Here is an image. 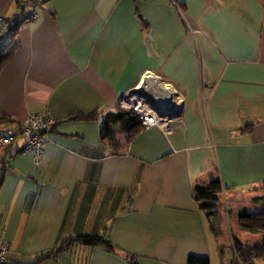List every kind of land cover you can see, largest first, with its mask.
<instances>
[{"label": "crops", "instance_id": "0c3cea01", "mask_svg": "<svg viewBox=\"0 0 264 264\" xmlns=\"http://www.w3.org/2000/svg\"><path fill=\"white\" fill-rule=\"evenodd\" d=\"M19 1L0 0V14L17 19ZM12 43L0 124L16 129L43 111L55 123L38 163L20 151V136L0 149L7 264H236L233 237L261 241L264 0H42ZM148 72L177 91L179 116L165 129L140 127L127 139L118 127L115 144L101 140L102 117ZM92 111V120L66 118ZM213 168L222 190L206 219L193 188ZM94 234L133 263L76 243L45 255Z\"/></svg>", "mask_w": 264, "mask_h": 264}, {"label": "trees", "instance_id": "16d2710c", "mask_svg": "<svg viewBox=\"0 0 264 264\" xmlns=\"http://www.w3.org/2000/svg\"><path fill=\"white\" fill-rule=\"evenodd\" d=\"M22 18L23 12L19 14L17 19H14L12 21L9 20L8 38L10 44H12V47L9 51L3 52L2 45L0 44V71L3 66L12 58L13 51L17 47L12 43V41L15 33L19 28L21 20H23ZM96 115L97 111H92L86 114L75 112L69 114L66 118L76 120H92L95 119ZM5 120L6 119L1 118L0 123ZM118 127L126 134L127 139H129L137 133L141 125L137 115L133 111L117 107L116 111L108 112L102 117V124L100 128L101 140L115 144V133ZM213 169L214 171L212 172L211 179L208 182L198 183L193 188L194 199L196 200L199 209L201 210V212H203L206 219H210L217 214V194L222 189L219 177L216 172V168ZM211 230L214 231V226L211 227ZM75 243L88 246H97L110 253L120 252L123 257L131 263H133V261L135 260L134 256L118 250V248H116L108 238L100 236L99 234L69 237L64 242L59 243L53 249H50L47 253H45V255L54 254L55 252L63 250L64 248L69 247ZM233 243L235 253L237 255L235 257V263L237 261V257H239L246 264H251L249 262L251 258L264 256V237H262L261 241L252 244H243L237 238L233 237ZM187 263L209 264V259L202 256H189L187 259Z\"/></svg>", "mask_w": 264, "mask_h": 264}, {"label": "built area", "instance_id": "2783aa9c", "mask_svg": "<svg viewBox=\"0 0 264 264\" xmlns=\"http://www.w3.org/2000/svg\"><path fill=\"white\" fill-rule=\"evenodd\" d=\"M39 2H41V0H20L18 2V6L23 9L24 21H29L36 17V8ZM174 5L179 9L177 3H174ZM26 7H28V9L24 12ZM8 29L9 24L7 18L0 14L1 37H5ZM151 74L155 75L154 73ZM143 79L144 75L142 80ZM141 82L119 99V107L133 111L137 115L142 128L157 126L160 129H165L171 119L179 116L181 105L179 95L177 94L174 99L172 97L169 98V102L165 103L163 106L159 105L160 107H158L156 103L143 94L144 92H150L147 86L144 87V89H146L145 91L139 90L138 86ZM158 83L161 84V86L158 85L161 90L158 91L155 89L151 92L159 100H162L161 93H163V90L177 93L172 85L163 82L160 78ZM165 87L166 89H164ZM54 123L55 120L47 111H43L39 114L27 115L20 121L19 126L15 130L0 128V149L8 147L20 136L23 138V144L20 151L23 153H31L38 163L43 147L47 141L48 132ZM9 251L10 244L6 241L0 240V264H7Z\"/></svg>", "mask_w": 264, "mask_h": 264}, {"label": "water", "instance_id": "95a60500", "mask_svg": "<svg viewBox=\"0 0 264 264\" xmlns=\"http://www.w3.org/2000/svg\"><path fill=\"white\" fill-rule=\"evenodd\" d=\"M0 39H1V36H0ZM156 89L158 91L161 90V88L159 86H157ZM143 94L145 96H147L148 98H150L154 103H156L158 105V107L163 106L165 103L169 102V100H170L169 98H171V97L173 98L177 95V93H171V91H169V90H163V93H161L162 94V100H159L157 97H155L153 95V93L151 91L150 92H144ZM180 108H181V105H180Z\"/></svg>", "mask_w": 264, "mask_h": 264}, {"label": "bare ground", "instance_id": "6f19581e", "mask_svg": "<svg viewBox=\"0 0 264 264\" xmlns=\"http://www.w3.org/2000/svg\"><path fill=\"white\" fill-rule=\"evenodd\" d=\"M158 82H159V78L157 76L151 73H146L144 75V79L142 80L141 84L138 87H139V90L145 91L146 89H144V87L147 86L149 88L148 90L153 91L157 88L158 85L161 86V84ZM164 89H166V87Z\"/></svg>", "mask_w": 264, "mask_h": 264}, {"label": "rangeland", "instance_id": "374dc122", "mask_svg": "<svg viewBox=\"0 0 264 264\" xmlns=\"http://www.w3.org/2000/svg\"><path fill=\"white\" fill-rule=\"evenodd\" d=\"M42 1V0H41ZM174 3H176V2H174L173 1V4ZM17 5H18V3H17ZM176 7V6H175ZM8 20V19H7ZM8 24H9V20H8ZM1 36V35H0ZM2 38V37H1ZM7 42H8V32H7V34L5 35V37L4 38H2L1 40H0V44L2 45V47L3 48H5V49H7L8 48V45H7ZM0 128H8V129H12V125H9V124H0ZM13 130H15V129H13ZM222 190V189H221ZM220 193V192H219ZM218 193V194H219ZM218 194H217V201H216V203L218 202ZM216 211H217V209H216ZM231 242H232V247H233V250H234V253H235V248H234V243H233V238L231 239ZM237 255H236V253H235V257H236ZM236 263L237 264H246L244 261H242L239 257H237V261H236Z\"/></svg>", "mask_w": 264, "mask_h": 264}]
</instances>
